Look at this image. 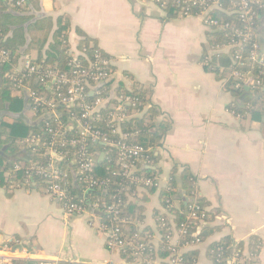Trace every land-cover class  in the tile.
I'll use <instances>...</instances> for the list:
<instances>
[{"label":"crops","instance_id":"obj_1","mask_svg":"<svg viewBox=\"0 0 264 264\" xmlns=\"http://www.w3.org/2000/svg\"><path fill=\"white\" fill-rule=\"evenodd\" d=\"M28 6L29 43L24 48L31 50L23 62L40 59L38 46L29 47L34 35L51 45L63 20L69 25L64 32L69 54L77 59L82 43L89 42L85 47L110 60L112 93L120 86L141 87L149 94L147 107L157 113L155 123L169 125L153 149L155 163L145 166L160 180L161 189H137L129 196L135 227L152 230L159 249L158 221L169 213L162 190L174 174L179 181L189 171L195 177V198L201 196L208 204L209 223L216 231L182 253L197 251L196 264H212L211 244L254 238L260 247L249 264H264V117L259 122L231 112L235 97L222 60L211 52V30L202 19L180 18L145 0H30ZM11 9L10 0H0V15ZM38 23H43V32L34 29ZM98 154L106 159L103 150ZM171 204L180 209L181 202ZM104 225L96 210L67 215L33 179L0 186V250L7 245L20 262L140 264L123 250L109 248L111 232Z\"/></svg>","mask_w":264,"mask_h":264},{"label":"trees","instance_id":"obj_2","mask_svg":"<svg viewBox=\"0 0 264 264\" xmlns=\"http://www.w3.org/2000/svg\"><path fill=\"white\" fill-rule=\"evenodd\" d=\"M230 2L231 0H224L225 5H228ZM7 11L0 15V38L5 41V47L10 52V61L6 63L0 62V186L4 188H9L15 184L22 185L30 182L32 178L35 182L42 184L43 178L35 175L34 172L37 168L46 167L50 163V155H48L47 149L51 143L57 142L53 135L59 131H66L65 139L68 142L78 139L79 129L75 125L74 118H79L81 115V110L78 107L61 105L55 96V92L48 87L41 86L36 76L32 77V79H24L21 86H29L39 93H45L48 98L55 99L58 105L55 116L48 114L44 107L36 105L32 99L27 97L23 89H17L14 83L8 79V74H16L15 70L22 65L24 57L31 48H24L29 43V29L27 27L30 21L28 16L29 6L26 5L23 8L12 6V9ZM167 11L173 15L174 8L169 6ZM192 11L195 15L198 9H193ZM212 16L241 26L236 16L218 11H215ZM256 22L258 42L264 51V10L260 12ZM37 26L34 29L43 32V23H38ZM67 29H69L68 23L66 24L65 21L61 20L51 45L45 40L44 36L42 37L41 35L36 38L35 36L37 35H34L29 47L38 46L37 49L41 54L40 59L34 63L39 64L43 69L51 68L59 73H69L72 67L77 64L88 66L85 57L79 56L75 62V56L68 53V45L64 42L66 40L64 32ZM31 33H34L33 28ZM225 35L224 31L212 29L210 31L211 44L225 43ZM47 43L50 46L46 47ZM88 43H82L80 46L81 51L87 48L88 55L92 57L97 49L85 47L88 46ZM45 48L48 50L43 57V49ZM247 50L245 51L246 55L248 53ZM102 55L106 57L104 53ZM214 58L222 60L224 69H235V65L231 60V52H222L215 55ZM256 72L257 70L255 69L254 73ZM232 86L233 83L230 82L231 92L235 97L231 110L237 113L248 111L253 120L260 122L261 117H264V89L252 92L251 90H246V85L241 89H233ZM97 89L104 91L106 101L99 112L95 114V117L98 119L88 121V123L94 130L108 135L113 140H118L119 136L111 135V124L109 123L116 113L113 108L118 105L116 98L119 95H127L139 99L142 104L139 110H145L146 108V112L142 117H131L122 122L115 121L114 123L119 124L122 131L130 135V138L127 140L128 143L141 145L150 151L149 155L152 161L151 164L153 165L156 161L153 149L159 146L162 138L169 130V125L166 123H155L154 120L157 113L153 108L147 107L149 94L139 86L133 89H126L120 86L116 89L115 93H112V88H110L108 82L96 85L94 90L96 91ZM93 100L94 97L89 94L87 101ZM249 105L253 106V110L247 108ZM128 110L131 111L132 109L129 108ZM26 113L31 115L27 116ZM56 119L61 123V126L55 124ZM50 129L53 130L52 133ZM34 137L40 140L37 145L29 143ZM90 141L88 140V142ZM90 143L92 144L91 150L96 160L95 169L90 173V176L95 180L108 183L103 189H93L94 193H90L88 197L86 195L89 189V178H82L78 174L77 166L74 163V160L77 158V149L71 147L68 143L65 146H60V144L52 146L55 152L63 158L62 161L55 160V163L65 174L63 181L69 184L67 187L68 201L82 204L87 209H92L93 204L97 201L98 203L104 201L108 205L115 202L119 205L121 210L120 216L125 222H117L110 215L101 213L106 228L119 226L129 239H148L149 237H153L154 233L152 230H140L133 224L134 219L131 217L130 209L134 207V203L129 199V196L133 194L134 187L126 183L124 184L122 177L117 174L119 169L116 161L117 152L113 150L107 153L106 159L100 160L98 151L103 150L107 152V149L100 143ZM16 166H20V170L16 171ZM145 166L144 164H140L141 174L147 177H154L155 175L150 170L145 169ZM125 186L126 189L123 190ZM113 196H117L115 200H113ZM195 196V177L189 171H184L179 181L174 174L168 182L167 188L162 190L164 206L168 208L169 213L161 215V222L158 224L161 241L159 249H157L155 254L160 262L169 255L165 238L171 230L187 226L188 233L182 239V243L185 245L195 244L197 240L203 242L215 233L216 228L210 225V220H207L206 223H200L198 220L190 218L192 215L199 217L201 211L197 210L196 207L203 208L208 205L203 197L198 196L195 198ZM176 200L181 202L180 209L178 210L170 208V204ZM162 223L166 227L163 228L161 226ZM200 229L201 232L198 234ZM259 247V245L254 244V238L249 243L241 242L238 244L234 243L230 238H225L211 244L208 248V255L212 264H228L235 252L241 254L247 250L249 253L254 254ZM198 257L199 253L197 251L182 253L183 264H196ZM22 263L20 262L19 264ZM29 264L35 263L31 262Z\"/></svg>","mask_w":264,"mask_h":264},{"label":"built area","instance_id":"obj_3","mask_svg":"<svg viewBox=\"0 0 264 264\" xmlns=\"http://www.w3.org/2000/svg\"><path fill=\"white\" fill-rule=\"evenodd\" d=\"M30 0H10L11 5L17 8H23L28 5ZM158 5L161 9L167 11L169 6L174 8V13L180 18L198 17L201 18L204 26L209 29L224 31L225 43H219L211 46V52L218 55L222 52L232 53V63L235 69L228 68V79L233 83V89H241L250 81V90L264 89V51L258 42L257 36V22L256 19L260 12L264 10V0H231L228 5H225L224 0H145ZM193 9H198L194 15ZM222 12L227 15L236 16L241 26L235 23L225 22L223 19L215 18L212 14L215 12ZM248 49V50H247ZM247 50V55L245 51ZM88 49L84 48L81 55L86 58L88 66L77 64L72 67L69 73H59L51 68L43 69L39 64L26 58L22 65L15 70L16 74H8V79L14 83L17 89H23L27 97L32 99L38 106L44 107L50 115H56L58 105L55 99L48 98L45 93H39L31 87L21 86L24 79H32L36 76L38 83L43 87H48L55 92L58 102L66 107H78L81 110L79 118H74L75 125L79 129L78 139L67 141L66 131L56 132L53 136L57 142L51 143L47 149L50 155V163L46 167H39L35 170V175L43 178L42 184L45 193L56 200L57 203L63 208L67 215L82 216L89 212L84 205L68 201L69 184L63 181L65 174L58 168L55 163L57 158H61L52 147L56 144L65 146L67 143L73 148L77 149V158L74 163L77 166L78 174L82 178H89L88 191L93 189H103L107 186L108 182L98 181L91 178L90 173L93 172L96 166L95 155L91 150L92 144L90 142H97L103 145L107 153L115 150L117 152V164L119 169L117 174L122 177L123 183L142 190H160L161 182L157 177H147L141 174L140 164L150 166L151 157L150 151L141 145L128 143L127 140L130 135L124 133L119 124L114 123L122 122L131 118L132 113L138 115L144 114V109L139 110L141 103L139 99L127 95H119L116 98V105L113 109L115 115L110 120L111 135L119 136L118 140L111 139L108 135L94 130L88 121L96 120L95 114L103 107L106 97L102 90H94L96 85L103 82H109L113 78V72L110 69V60L102 55L100 50H95L92 57L88 55ZM78 59V58H77ZM77 59L74 58L76 62ZM10 61V52L5 47V41L0 38V62L6 63ZM208 63V62H207ZM257 70L254 73V70ZM94 97L93 101L88 102L89 96ZM131 108L132 110H128ZM248 109L253 110V106H247ZM231 112L237 117L250 116L249 112L237 113L234 110ZM98 119V118H97ZM57 126L61 123L55 120ZM52 133L53 130L50 129ZM88 140H91L88 142ZM60 141V142H58ZM40 140L36 137L32 138L29 143L37 145ZM20 170V166H16V171ZM33 177V176H30ZM33 179V178H32ZM167 188V186L165 187ZM164 188V189H165ZM126 186L123 187V190ZM129 189V188H128ZM117 196H113V200ZM120 204V203H119ZM170 204V208H171ZM201 211L199 217L191 216V219L198 220L200 223H206L209 220V215L205 207H196ZM93 211H99L113 217V220L124 223L125 220L121 218V210L119 205L115 202L108 205L106 202H95L92 207ZM161 222V219H159ZM163 228L165 224L161 225ZM111 232V239L108 243L110 249H120L129 253L140 264H157L160 262L156 256L155 237L148 239H129V237L122 231L119 226L109 228ZM171 230V229H170ZM187 226L171 230L165 238L167 250L169 251L168 257L161 261L163 264H183L182 249L189 244L182 243V239L187 235ZM197 243H200L197 240ZM195 243V244H197ZM194 245V244H192ZM8 246L4 245L0 250V264H19L20 261L12 252L8 250ZM254 259V254L249 253L247 250L244 253H234L228 263L230 264H249ZM23 262L22 264H29ZM35 264H62L56 259L33 261Z\"/></svg>","mask_w":264,"mask_h":264},{"label":"water","instance_id":"obj_4","mask_svg":"<svg viewBox=\"0 0 264 264\" xmlns=\"http://www.w3.org/2000/svg\"><path fill=\"white\" fill-rule=\"evenodd\" d=\"M28 3H29V2H28ZM246 86H247L246 90L249 91V90H250V81L247 82ZM48 87H50V85H49ZM105 156H106V155H105V153H104V154H103V158H104ZM57 160L61 161V158L58 157ZM90 193H94V191H88V194L86 195V197H88V195H89ZM200 232H201V229L198 231V234H200ZM228 264H230V263H228Z\"/></svg>","mask_w":264,"mask_h":264}]
</instances>
